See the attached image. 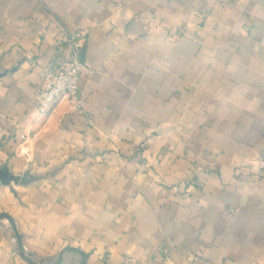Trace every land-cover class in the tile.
Listing matches in <instances>:
<instances>
[{
	"label": "crops",
	"instance_id": "crops-1",
	"mask_svg": "<svg viewBox=\"0 0 264 264\" xmlns=\"http://www.w3.org/2000/svg\"><path fill=\"white\" fill-rule=\"evenodd\" d=\"M0 264H264V0H0Z\"/></svg>",
	"mask_w": 264,
	"mask_h": 264
},
{
	"label": "built area",
	"instance_id": "built-area-1",
	"mask_svg": "<svg viewBox=\"0 0 264 264\" xmlns=\"http://www.w3.org/2000/svg\"><path fill=\"white\" fill-rule=\"evenodd\" d=\"M85 43V33L77 31L66 34L59 49L67 56L57 58L51 65L40 70L39 96L36 115L45 116L62 100H66L73 113H80L82 102L78 95L79 75L83 64L79 52Z\"/></svg>",
	"mask_w": 264,
	"mask_h": 264
}]
</instances>
